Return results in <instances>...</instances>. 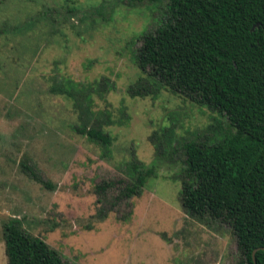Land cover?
I'll return each mask as SVG.
<instances>
[{"label": "rangeland", "instance_id": "obj_1", "mask_svg": "<svg viewBox=\"0 0 264 264\" xmlns=\"http://www.w3.org/2000/svg\"><path fill=\"white\" fill-rule=\"evenodd\" d=\"M165 14V1L0 0V26L39 18L33 31L0 34V264H8L3 224L9 217H19L28 232L71 264L237 260L230 226L183 209L179 146L174 161L159 162L133 199L129 220L115 213L102 220L93 216L94 184L119 178L133 153L150 163L156 154L149 137L159 126L173 125L178 142L220 139L235 130L225 115L168 89L155 97L128 94V86L143 76L135 62L139 37ZM26 41L37 44L35 53ZM56 74L76 85L104 76L113 81L115 87L103 96L93 94L90 107V124L97 118L112 136L107 154L72 129L81 122L73 102L48 91ZM108 118L118 122L107 123ZM22 161L35 165L52 186L24 172Z\"/></svg>", "mask_w": 264, "mask_h": 264}, {"label": "trees", "instance_id": "obj_2", "mask_svg": "<svg viewBox=\"0 0 264 264\" xmlns=\"http://www.w3.org/2000/svg\"><path fill=\"white\" fill-rule=\"evenodd\" d=\"M149 1H165L166 14L139 37L135 62L143 76L128 86V94L155 97L168 89L225 115L235 130L220 139L178 142L173 125L159 126L149 137L156 154L150 163L133 153L119 178L94 184L97 210L93 216L102 220L115 213L119 220H129L133 199L141 196L159 162L174 161L179 146L183 209L199 220L209 218L230 226L239 255L225 264H254L253 250L264 246V0ZM38 19L0 26V34L33 31ZM37 48L36 43L26 46L34 53ZM110 80L104 76L76 85L56 74L48 87L51 94L73 102L81 122L72 129L100 145L103 154L109 151L112 136L97 118L90 124V107L93 94L103 96L115 87ZM106 122L118 121L108 118ZM20 165L43 186H52L35 165L26 161ZM3 225L8 264H71L43 238L28 232L19 217H9ZM255 258L257 264H264V250H256Z\"/></svg>", "mask_w": 264, "mask_h": 264}, {"label": "water", "instance_id": "obj_3", "mask_svg": "<svg viewBox=\"0 0 264 264\" xmlns=\"http://www.w3.org/2000/svg\"><path fill=\"white\" fill-rule=\"evenodd\" d=\"M255 25H258V23H256ZM252 28H253V27H252ZM258 249H262V250H264V246L257 247V248H255V249L253 250V252H252V259H253L254 264H257V262H256V258H255V252H256V250H258Z\"/></svg>", "mask_w": 264, "mask_h": 264}]
</instances>
